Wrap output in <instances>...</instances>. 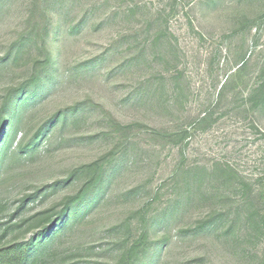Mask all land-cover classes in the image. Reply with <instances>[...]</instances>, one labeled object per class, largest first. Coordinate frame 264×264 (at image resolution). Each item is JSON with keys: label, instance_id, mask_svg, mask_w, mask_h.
Returning <instances> with one entry per match:
<instances>
[{"label": "rangeland", "instance_id": "374dc122", "mask_svg": "<svg viewBox=\"0 0 264 264\" xmlns=\"http://www.w3.org/2000/svg\"><path fill=\"white\" fill-rule=\"evenodd\" d=\"M85 9L103 24L70 44ZM263 94L264 0H0V246L97 168L26 264H117L143 237L134 264H264Z\"/></svg>", "mask_w": 264, "mask_h": 264}, {"label": "trees", "instance_id": "16d2710c", "mask_svg": "<svg viewBox=\"0 0 264 264\" xmlns=\"http://www.w3.org/2000/svg\"><path fill=\"white\" fill-rule=\"evenodd\" d=\"M72 5H74V3H72L71 6ZM98 20H99V18H97L94 15L93 11L91 12V11H87L85 9L83 12V17L78 22L75 21L74 24H72V22L67 23L68 28H69V32H68L69 40L68 41L70 42V44L72 43L73 39H76L78 34L81 33L82 31L85 30L88 32V31H91L92 27H95V25L97 26V25L103 24V21H98ZM157 39L159 40V38H157ZM43 46L45 49L46 48L45 38H43ZM144 47H146V45H144ZM113 55H114V51L109 50L106 53H104L103 55L98 56L96 58L95 62L98 64V66H101L103 63L110 65L113 61ZM141 57H142V53L141 54L137 53V55H132L131 57H129V59L125 60L123 63H121V64L118 63V64H120L119 70L125 68V66L132 67L134 64L138 63V61ZM50 62H51L50 57L48 55V52L46 51L42 61L38 62L39 64H41L40 68L38 70L34 71L31 78L25 84L26 85L25 86L26 91L24 92L25 95L34 96L37 93V91L39 89H37L38 86L35 87V84L40 82V80L42 78L41 71L47 69ZM110 75H111V71L106 72L104 79H106L108 76L110 77ZM263 100H264V96H263ZM15 113H16V109L14 110L12 117L17 115ZM12 117H10V115H9V121L12 120ZM0 119L3 122V117H1ZM9 124L10 123H8L7 126H9ZM20 125H21V118L18 116L15 128L10 133L11 140L15 139L17 134H20V130H21ZM186 133H187V130H183V131H180L179 135H181L183 137V135H185ZM1 134H2V126L0 125V136H1ZM173 135L174 134H170L169 136H173ZM175 135L178 136L177 133ZM34 138H36V135ZM6 139L7 138H2V140H0V145ZM35 142H36V139H33L32 144H34ZM19 145H18V148L19 149L22 148V146H23L22 142H20ZM101 175H102V172H98L97 168H96L95 171L93 172V174L91 175L90 180L86 183V185L84 186L83 189H81L74 196L66 197L65 205L60 210V212H58L54 215L55 216L54 220H52L50 218V211L42 213V215L45 214V216H42V218H41L42 222H44V223H41L42 224L41 226L44 225V229L40 233H38L37 236H32L29 240H26V241L10 242L8 244L1 245L0 246V264H26L28 261L32 260V258H34V254L31 255V252L34 249H36L39 244H42L43 240L47 239L49 237V235L52 234L56 230L58 225L68 215L70 209L73 208L74 204L83 200V196L87 193V191L94 184H96L98 182V179H100L99 177ZM259 199L261 200V202L262 201L264 202V192H263L262 196L259 197ZM254 214H255V212H254ZM254 214H250L247 217L248 219H246V220L247 221L252 220V221H250V223L252 222L253 224H256L255 220L253 219ZM256 214H258V213H256ZM37 215H38V213L33 216V219L36 218ZM260 219H261L260 225H262L263 233H264V213L260 214ZM209 222H210V220L207 221V223H209ZM46 224H48V225L45 226ZM55 232H57V230ZM145 239L146 238L143 237V240L140 241V243L133 244L127 250H125L124 253L120 256L117 264H134L135 261L142 254L141 251L145 248L143 246L144 245L143 243H145Z\"/></svg>", "mask_w": 264, "mask_h": 264}]
</instances>
